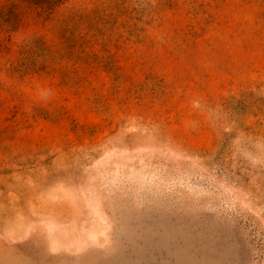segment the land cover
I'll use <instances>...</instances> for the list:
<instances>
[{
    "label": "rangeland",
    "instance_id": "1",
    "mask_svg": "<svg viewBox=\"0 0 264 264\" xmlns=\"http://www.w3.org/2000/svg\"><path fill=\"white\" fill-rule=\"evenodd\" d=\"M0 264H264V0H0Z\"/></svg>",
    "mask_w": 264,
    "mask_h": 264
}]
</instances>
